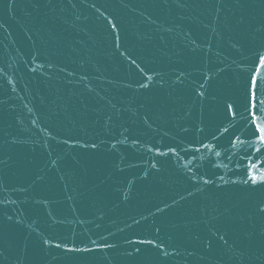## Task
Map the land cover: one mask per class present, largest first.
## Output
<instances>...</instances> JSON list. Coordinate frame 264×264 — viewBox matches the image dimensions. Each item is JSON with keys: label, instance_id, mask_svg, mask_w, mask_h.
<instances>
[{"label": "water", "instance_id": "obj_1", "mask_svg": "<svg viewBox=\"0 0 264 264\" xmlns=\"http://www.w3.org/2000/svg\"><path fill=\"white\" fill-rule=\"evenodd\" d=\"M261 137L264 0H0V264H264Z\"/></svg>", "mask_w": 264, "mask_h": 264}, {"label": "snow or ice", "instance_id": "obj_2", "mask_svg": "<svg viewBox=\"0 0 264 264\" xmlns=\"http://www.w3.org/2000/svg\"><path fill=\"white\" fill-rule=\"evenodd\" d=\"M261 139H264V137H261ZM260 179L261 181H264V177H261ZM253 182H255V179L253 180Z\"/></svg>", "mask_w": 264, "mask_h": 264}]
</instances>
